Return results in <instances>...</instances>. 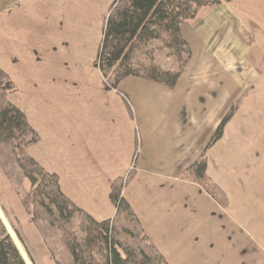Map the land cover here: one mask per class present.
<instances>
[{"label":"crops","instance_id":"crops-1","mask_svg":"<svg viewBox=\"0 0 264 264\" xmlns=\"http://www.w3.org/2000/svg\"><path fill=\"white\" fill-rule=\"evenodd\" d=\"M112 2L0 0V69L38 136L29 156L97 221L130 173L123 197L168 264H264V0L182 24L190 59L173 88L129 77L117 90L95 66ZM204 153L225 207L179 178Z\"/></svg>","mask_w":264,"mask_h":264},{"label":"trees","instance_id":"trees-1","mask_svg":"<svg viewBox=\"0 0 264 264\" xmlns=\"http://www.w3.org/2000/svg\"><path fill=\"white\" fill-rule=\"evenodd\" d=\"M223 1L231 0H113L95 61L104 82L117 90L122 80L133 77L173 88L190 57L189 46L180 33L181 25L192 20L200 9ZM159 50H167L175 58L172 67L158 63ZM15 90L14 83L0 69V146L9 147L29 182L22 203L31 219L35 221L40 212L46 222L62 232L63 245L73 264H168L122 196L130 175L111 183L109 199L115 214L109 220H95L63 195L58 177L45 171L28 154L38 136L24 113L10 102L9 96ZM235 109L221 121L209 146L221 137ZM206 168L204 153L179 178L199 185L219 205L227 206V197L207 176ZM0 217L15 243L0 220V264H31L1 210ZM17 236L20 240L18 232Z\"/></svg>","mask_w":264,"mask_h":264},{"label":"rangeland","instance_id":"rangeland-1","mask_svg":"<svg viewBox=\"0 0 264 264\" xmlns=\"http://www.w3.org/2000/svg\"><path fill=\"white\" fill-rule=\"evenodd\" d=\"M222 3L227 2L223 1ZM156 57L158 63L164 67H172L175 61V58L171 57L167 50H159ZM104 84L108 87L105 82ZM129 175L130 173L124 178L126 179ZM28 191L29 182L24 178L16 165L14 158L10 153L9 147L6 145L0 146V210L15 237L21 244L30 263L73 264L69 252L63 245L62 232L46 222L45 216L42 213H36L35 217H37V219L34 221L26 212L22 203V197ZM0 220L3 223L1 217ZM4 227L10 236V233L5 225ZM17 232L21 238L20 240L17 236Z\"/></svg>","mask_w":264,"mask_h":264}]
</instances>
